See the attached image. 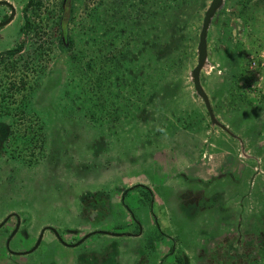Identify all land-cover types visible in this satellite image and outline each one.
I'll return each mask as SVG.
<instances>
[{"label": "rangeland", "instance_id": "obj_1", "mask_svg": "<svg viewBox=\"0 0 264 264\" xmlns=\"http://www.w3.org/2000/svg\"><path fill=\"white\" fill-rule=\"evenodd\" d=\"M6 1L0 220L23 217L8 248L46 226L89 235L46 229L20 255L0 236V264H264V0H224L208 29L200 79L231 134L190 75L211 0H71V48L62 0Z\"/></svg>", "mask_w": 264, "mask_h": 264}, {"label": "water", "instance_id": "obj_2", "mask_svg": "<svg viewBox=\"0 0 264 264\" xmlns=\"http://www.w3.org/2000/svg\"><path fill=\"white\" fill-rule=\"evenodd\" d=\"M223 1L224 0H211L209 5L207 6L205 12H204V16H203V19H202V23H201V28L199 30V35H198V43H197V61H196V64L195 66L192 68L191 70V79H192V83H193V87H194V90L195 92L197 93V95L202 99L204 105H205V108L207 110V113H208V116H209V119H210V122L218 127H220L222 130L226 131L227 133L231 134L228 127L223 124L222 122H220L215 114H214V111H213V108H212V105H211V102H210V99H209V96L208 94L206 93L202 83H201V79H200V73L202 71V69L204 68L205 64H206V61H207V35H208V29L210 27V24H211V21H212V18L214 17L215 13L218 11V9L222 6L223 4ZM1 5H6L10 8V14L2 21H0V28L6 26L7 24H9L15 14H16V11L14 9V7L12 6V4L6 0H0V6ZM10 217V214L8 216H6L4 218V220L2 222H0V227L6 222V220ZM17 228H18V225L16 224L15 228L12 230L7 242H6V245L8 247L9 245V242H10V239L11 237L16 233L17 231ZM46 229H50L52 232H54L57 236V238L59 240H61V242L65 243L64 240H62V238L60 237V235L58 234L57 230L51 226H46L44 228H42L39 236H38V239L36 240L34 246L32 248H30L29 250L27 251H23V252H18L20 254H27V253H30L32 251H34L37 246L39 245L41 239H42V235H43V232L46 230ZM100 232V231H98ZM106 233L108 234H114V235H119L118 233H111V232H108V231H105ZM89 235V234H88ZM88 235H85L84 238H82L80 241L72 244L71 246H76L78 245L81 241H83ZM13 253H16V252H13ZM16 253V254H18Z\"/></svg>", "mask_w": 264, "mask_h": 264}, {"label": "trees", "instance_id": "obj_3", "mask_svg": "<svg viewBox=\"0 0 264 264\" xmlns=\"http://www.w3.org/2000/svg\"><path fill=\"white\" fill-rule=\"evenodd\" d=\"M72 13H73V7H72V2L71 0H62L61 1V6H60V16H59V20H58V27L59 30L61 32L62 35V43L64 45L65 48H71L73 45V39L71 38L70 34H69V30H68V25L70 20L72 19ZM155 52V49H153ZM157 53V51H156ZM157 56V54L155 55ZM226 56H228L227 59V64L229 65V67H236L239 62H237V58L235 57L234 51L231 50V52H228L226 54ZM113 62V61H112ZM114 63V62H113ZM168 66L172 67L173 66V62L172 64H169ZM244 66H240V68H242ZM244 69V68H243ZM240 73V71L238 72ZM238 73L237 71L234 72V76H235V80L233 82H237V77H238ZM241 75H243V71H241ZM250 78H247V81H249Z\"/></svg>", "mask_w": 264, "mask_h": 264}, {"label": "flooded vegetation", "instance_id": "obj_4", "mask_svg": "<svg viewBox=\"0 0 264 264\" xmlns=\"http://www.w3.org/2000/svg\"><path fill=\"white\" fill-rule=\"evenodd\" d=\"M4 6H6V5H4ZM8 7V6H7ZM10 14V13H9ZM8 14V15H9ZM7 15V16H8ZM6 16V17H7ZM5 17V18H6ZM4 18V19H5ZM3 19V20H4ZM2 21V20H1ZM10 214V217L6 220V222L0 227V236H4L5 237V248H7L8 250H10L8 247H9V245H8V247H7V245H6V242H7V240H8V238H9V236H10V234H11V232H12V230L15 228V226H16V224L18 225V228H17V231H16V233L11 237V239H10V242L19 234V232L22 230V228H23V217L19 214V213H17V212H15V211H11V212H8V213H6V215L0 220V222H2L3 220H4V218L6 217V216H8ZM9 225L11 226L10 228V230H8V227H9ZM50 230V229H49ZM53 233V232H52ZM55 234V233H54ZM60 235V234H59ZM43 236V235H42ZM55 236H56V234H55ZM85 236V235H84ZM84 236H82L78 241H80L82 238H84ZM61 237V236H60ZM56 238H57V236H56ZM58 239V238H57ZM59 240V239H58ZM63 240V239H62ZM85 240V239H84ZM83 240V241H84ZM77 241V242H78ZM83 241H81L80 243H82ZM9 242V243H10ZM59 242H61V240H59ZM62 244H64V245H67V246H71L72 244H74V243H71V244H69V243H63V242H61ZM76 243V242H75ZM79 243V244H80ZM34 246V245H33ZM33 246H31L30 248H32ZM29 248V249H30ZM29 249H27V250H29ZM26 250V251H27ZM12 250H10L9 252L12 254V255H14V254H16V253H13V252H11ZM15 252V251H14ZM18 253V252H17ZM19 255H20V253H18Z\"/></svg>", "mask_w": 264, "mask_h": 264}]
</instances>
